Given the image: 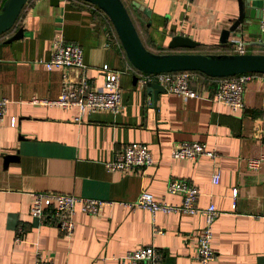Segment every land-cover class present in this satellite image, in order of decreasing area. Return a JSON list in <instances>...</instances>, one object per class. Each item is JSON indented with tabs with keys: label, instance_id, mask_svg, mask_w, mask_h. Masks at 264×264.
I'll list each match as a JSON object with an SVG mask.
<instances>
[{
	"label": "crops",
	"instance_id": "obj_1",
	"mask_svg": "<svg viewBox=\"0 0 264 264\" xmlns=\"http://www.w3.org/2000/svg\"><path fill=\"white\" fill-rule=\"evenodd\" d=\"M5 1L0 0V9ZM123 2L152 52L234 53L243 40L248 53H264V0H245L246 22L230 33L225 45L221 34L237 19L238 0ZM104 23L94 7L75 0H29L15 28L0 39V99L10 100L8 118L0 124V264H35L39 257L53 264H103L104 258L145 245L161 250L163 264H200L202 214L153 215L147 208L121 203L135 201L145 191L155 200L179 204L181 195L167 192L174 178L199 188V207L214 204L221 212L213 226L216 258L211 264H264V165L253 170L247 164L264 152V74L247 84L245 107L236 111L215 100V80L196 82V97L166 91L154 103ZM20 28L23 36L7 42ZM177 34L199 45L168 49ZM58 41L83 48V73L96 87L104 84V64L119 71L120 110L86 113L77 120V108L34 102L57 98L63 73L78 77L77 69H47L45 62ZM185 140L205 142L218 155L175 158L174 147ZM133 142L149 147L154 164L127 172L108 170L105 163ZM216 171L221 173L218 184L212 181ZM36 192L72 193L105 203L97 216L84 213L78 204L74 233L66 236L58 225L31 216ZM20 225L25 231L17 242Z\"/></svg>",
	"mask_w": 264,
	"mask_h": 264
},
{
	"label": "built area",
	"instance_id": "obj_2",
	"mask_svg": "<svg viewBox=\"0 0 264 264\" xmlns=\"http://www.w3.org/2000/svg\"><path fill=\"white\" fill-rule=\"evenodd\" d=\"M261 29L264 32V9L261 16ZM234 53H247L246 44L239 40L234 49ZM47 69L68 67L77 69L78 77L72 79L67 72L63 73V88L60 95L53 99L38 100L34 102L46 104L48 106L63 109L77 108L81 119L86 113L98 111H115L122 107V91L120 87V73L104 64L101 68L104 75L102 87H96L90 81L83 70L85 68L83 48L76 43L58 41L49 60L45 62ZM258 73H241L228 77H221L215 80V95L217 102L224 103L234 111L245 107V91L247 84ZM138 81L143 85L148 82H158L167 92L182 95L185 98L198 96L195 83L200 76L195 71H176L161 73H138ZM8 98L0 99V124H4L9 114ZM17 118H10V125L16 126ZM217 152L209 148L207 143L202 141H182L178 142L173 149V156L178 159L195 160L201 156L216 158ZM154 164L152 152L149 147L142 142L126 144L116 156L105 163L110 171H133L136 169L147 168ZM250 169L257 170L264 165V152L257 157L247 159ZM221 179L220 171L213 174L212 181L218 184ZM169 194L181 195L182 200L179 204L168 203L165 200H155L152 194L142 192L137 200L132 202H121L130 208H147L154 215L158 211L166 213L178 212L184 214L200 213L204 216V227L199 236L200 264H211L216 253L212 246L214 236L213 226L221 213L214 204L208 207H199L197 202L200 195L199 188L187 179L174 178L167 185ZM237 195V190H234ZM33 203L30 208L32 217L39 219L42 223L47 220L59 226L61 232L66 236H71L75 230V213L78 204L81 210L91 216L99 215L104 200L85 198L72 193L61 192H36L33 194ZM23 226L18 227L16 236L17 242H22L24 234ZM112 259V260H110ZM110 259L104 258L103 264H163L162 252L155 245L140 246L134 250L127 251L125 254ZM35 264H53L50 259L39 257Z\"/></svg>",
	"mask_w": 264,
	"mask_h": 264
},
{
	"label": "water",
	"instance_id": "obj_3",
	"mask_svg": "<svg viewBox=\"0 0 264 264\" xmlns=\"http://www.w3.org/2000/svg\"><path fill=\"white\" fill-rule=\"evenodd\" d=\"M29 0H6L0 9V35L14 28L20 14ZM54 4L59 0H51ZM99 7L110 19L125 54L131 65L139 72L145 74L199 71L213 78L233 76L241 73L264 74V53H230V54H204L196 52H168L155 53L147 49L129 14L123 0H84ZM239 15L233 24L224 29L220 43L225 45L229 35L246 22L245 0H238ZM138 6V5H136ZM253 16V15H252ZM23 28L8 38L7 42L20 39ZM199 42L183 34L174 35L168 44L170 50L194 49ZM138 81V75L135 76ZM146 91L152 94L155 103L160 93L166 89L158 82L152 81L144 85Z\"/></svg>",
	"mask_w": 264,
	"mask_h": 264
},
{
	"label": "trees",
	"instance_id": "obj_4",
	"mask_svg": "<svg viewBox=\"0 0 264 264\" xmlns=\"http://www.w3.org/2000/svg\"><path fill=\"white\" fill-rule=\"evenodd\" d=\"M76 2H78L79 4H83V5H89V6H92V7H94V11L96 12V14L97 15H99L100 17H102L103 16V18L104 19H106L107 18V21L106 20H104V24H107V26L108 27H110L111 28V32H112V34H114V37H112V38H114V40H113V42L116 44V45H119V46H121V48H122V50H123V52H124V54H125V51H124V49H123V46H122V44H121V42H120V40H119V37H118V35H117V33H116V31H115V28H114V26H113V24L111 23V21H110V19L107 17V15L99 8V7H97L96 5H94V4H92V3H90V2H86V1H84V0H75ZM16 26V25H15ZM15 26H14V28H15ZM13 30V28L11 29V30H9V31H7L6 33H4V34H2V35H0V39H2V38H4L5 36H7V34H9L11 31ZM169 49V48H168ZM230 54V53H233V50H229V51H227V50H224V52H221V53H216V54ZM126 55V54H125ZM127 57V56H126ZM137 71V70H136ZM138 72V71H137ZM199 76H200V79L198 80V81H201V80H216V79H218V78H213V77H210V76H207L206 74H204V73H202V72H199V71H195ZM139 73V72H138Z\"/></svg>",
	"mask_w": 264,
	"mask_h": 264
},
{
	"label": "rangeland",
	"instance_id": "obj_5",
	"mask_svg": "<svg viewBox=\"0 0 264 264\" xmlns=\"http://www.w3.org/2000/svg\"><path fill=\"white\" fill-rule=\"evenodd\" d=\"M104 20H106V21H107V18H106V19H104Z\"/></svg>",
	"mask_w": 264,
	"mask_h": 264
}]
</instances>
